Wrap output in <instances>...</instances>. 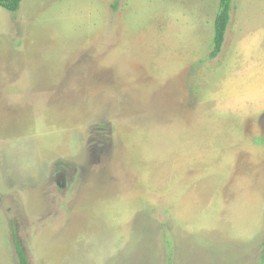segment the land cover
I'll list each match as a JSON object with an SVG mask.
<instances>
[{
  "label": "rangeland",
  "instance_id": "374dc122",
  "mask_svg": "<svg viewBox=\"0 0 264 264\" xmlns=\"http://www.w3.org/2000/svg\"><path fill=\"white\" fill-rule=\"evenodd\" d=\"M0 7V264H264V0Z\"/></svg>",
  "mask_w": 264,
  "mask_h": 264
},
{
  "label": "trees",
  "instance_id": "16d2710c",
  "mask_svg": "<svg viewBox=\"0 0 264 264\" xmlns=\"http://www.w3.org/2000/svg\"><path fill=\"white\" fill-rule=\"evenodd\" d=\"M25 0H0V7L9 11H18ZM234 0H220L219 10L214 23V38L212 50L209 54L210 58L217 57L222 49L228 31ZM15 251L19 260V264H30L29 259L23 250L22 244L18 241L17 235L14 233Z\"/></svg>",
  "mask_w": 264,
  "mask_h": 264
}]
</instances>
